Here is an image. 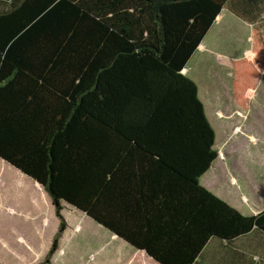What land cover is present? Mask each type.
I'll return each mask as SVG.
<instances>
[{
    "label": "trees",
    "instance_id": "trees-1",
    "mask_svg": "<svg viewBox=\"0 0 264 264\" xmlns=\"http://www.w3.org/2000/svg\"><path fill=\"white\" fill-rule=\"evenodd\" d=\"M229 1L0 0V159L52 197L60 227L45 264L64 201L161 264L264 231V210L245 215L201 184L216 131L183 73ZM232 69L247 108L264 27Z\"/></svg>",
    "mask_w": 264,
    "mask_h": 264
},
{
    "label": "crops",
    "instance_id": "crops-1",
    "mask_svg": "<svg viewBox=\"0 0 264 264\" xmlns=\"http://www.w3.org/2000/svg\"><path fill=\"white\" fill-rule=\"evenodd\" d=\"M226 17L234 22H239L238 26L234 25L227 31L243 28L249 33L245 38L246 47L242 51H238L235 39L230 41L232 48H234L233 51L231 49L222 51L216 45V36L213 35L214 31ZM263 27L264 0H230L228 5L218 15L215 23L183 70L184 74L198 84L199 97L204 103L206 112L208 105L210 107L211 103L228 105L229 99L225 91L217 89V82L212 77H210L212 83L204 87L198 83L197 78H199L201 63L206 62L207 66L211 67L213 61H217L222 63L223 67L226 66L229 69L231 66L232 69L234 60L246 57L251 53L250 40L253 30H261ZM218 110L221 111L223 108L219 106L216 111ZM226 155H230V153L227 152ZM262 157L264 158V156ZM7 163L0 159V168L6 170L8 168ZM236 166L237 164L235 166L224 165V162H221L218 156L208 171L202 175V177L207 175L205 183L201 182V179L200 182L243 214H257L264 210V190L259 189L257 185L251 182L252 180L253 182H258V178L249 180L244 177L248 170ZM211 171L213 172L211 173ZM262 171L264 173V169ZM16 173H19L18 176L20 177L18 178L22 180L28 179L30 184L35 185L36 196L32 200L24 201L27 204L22 207L16 202L2 200L3 194L7 195L8 191L0 193V261L4 264H44V259L59 230L60 219L52 197L46 188L22 171L16 170ZM2 184L3 179L0 177V185ZM261 185L263 186L264 182ZM18 190L17 187L10 185L9 195L14 197L16 193L20 194ZM62 204V213L68 219L66 220L67 227L62 234L63 236L52 259V264L70 263L68 256L74 254L75 251H79L75 248V243L79 241L78 236L86 234L83 228L94 227V229L99 231L98 233H101L100 227H102L109 232L111 238H114L115 241L127 242L82 210L74 221H70V217L65 214L67 210L66 204L74 210L80 209H76L75 206L65 201ZM92 221L95 223L93 224ZM130 246L134 248V264H161L150 256L145 249L138 248L136 245L130 244ZM99 248L101 250L97 253V258L99 257L97 260L101 261L106 251L101 246ZM85 254L87 256L91 255L89 252ZM192 264H264V231L254 228L248 234L233 241L212 237Z\"/></svg>",
    "mask_w": 264,
    "mask_h": 264
},
{
    "label": "rangeland",
    "instance_id": "rangeland-1",
    "mask_svg": "<svg viewBox=\"0 0 264 264\" xmlns=\"http://www.w3.org/2000/svg\"><path fill=\"white\" fill-rule=\"evenodd\" d=\"M238 24L239 22H234L226 17L220 25L216 27V31H214L213 35L216 36V45L221 48L222 51H228L229 49L232 51L234 50L231 46V39H235L238 51H242V49L246 47L245 38L249 33L246 32L245 29L238 28L236 30L235 28L231 31H227L230 27L234 25L238 26ZM250 41L252 46V38ZM250 41L248 42L250 43ZM207 65L206 62L201 63L199 67V78H197L198 83L204 87L212 83V80H210V77H212L213 80L217 82V89L219 91H225L229 99L228 105L211 103L210 107L208 105L206 112L212 126L215 127L214 129L217 132L215 147L219 151V160L224 162V165L228 164V166H235L237 164L236 167L247 169V174H245L244 177H247L249 180L258 178V182H253V180L251 182L257 185L259 189L264 190V185H261L264 182V173L262 171V169H264V158L262 157L264 156V76H262L263 79L257 84L251 96L254 102L251 99L250 106L243 108L238 106L235 101L233 91L234 70L231 69V66L228 69V67H223L224 65L217 61H213L211 67ZM229 71H231V73H229ZM219 106H221L223 110L216 111ZM253 138H255V140H253ZM227 152H229L230 155H226ZM7 166L8 168L6 170L0 168V177L3 179V184L0 185V193H6L8 191L7 195L3 194L2 200L6 202H16L22 207L26 206L27 203L24 201L27 202L32 200L36 196L35 185L30 184L28 179L22 180L18 178L20 176H18L19 173H16L15 168L9 164ZM212 172L213 171H211V173ZM206 176L207 175L201 178V182L205 183ZM10 185L17 187L20 194L16 193L14 197L10 196ZM66 209L65 214L67 217H70V221H74L81 211L74 210L67 204ZM63 217L65 220H68L64 215ZM92 223L94 224L95 222L92 221ZM100 228L102 231L101 233H98L99 231L94 229V227L83 228L86 234H80L78 236L79 241L75 243V248L79 251H75L74 254L68 256L70 259L69 264H134V248L131 247L128 242L119 241L120 244L118 241H115L114 238H111L108 231L104 230L102 227ZM62 236L63 235H61L59 239V243ZM100 246L106 251L101 261L97 260L99 258H97V253L101 250L99 248ZM87 252L91 255L87 256L85 254Z\"/></svg>",
    "mask_w": 264,
    "mask_h": 264
}]
</instances>
